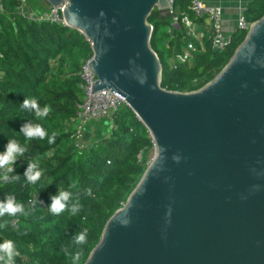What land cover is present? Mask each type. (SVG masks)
<instances>
[{"label":"water","instance_id":"obj_1","mask_svg":"<svg viewBox=\"0 0 264 264\" xmlns=\"http://www.w3.org/2000/svg\"><path fill=\"white\" fill-rule=\"evenodd\" d=\"M172 1L45 0L89 44L90 94L122 97L154 148L81 264H264V13L207 82L172 91L147 21Z\"/></svg>","mask_w":264,"mask_h":264},{"label":"trees","instance_id":"obj_2","mask_svg":"<svg viewBox=\"0 0 264 264\" xmlns=\"http://www.w3.org/2000/svg\"><path fill=\"white\" fill-rule=\"evenodd\" d=\"M188 3L172 2L185 11ZM29 5L36 11L43 9L35 2ZM0 6V152L11 139L27 147L15 164L19 181L0 184V201L11 194L28 213L0 218V222L8 221L0 229V243L15 242L20 253L15 264H72L71 255L62 249L72 255L82 250L81 264L97 242L106 219L139 179L152 142L142 124L123 106L113 111L110 119L96 120L110 121L106 134L86 148L76 146L72 123L81 99L79 67L91 55L88 42L73 29L26 21L16 10L17 0H0ZM241 13L249 22L259 18L264 13V0L246 2ZM160 15L153 9L147 21L152 27L149 45L161 65L159 84L166 90L200 87L218 72L244 35L234 30L224 51L207 49L204 54H194L187 63L170 68L169 59L180 51L183 36L181 30L171 29L169 37V16L160 20ZM26 97L35 98L41 107L49 105L52 111L46 118L37 119L34 112L21 107ZM28 122L42 125L49 136L57 133L55 142L49 144L47 138L26 140L20 128ZM33 160H38L43 172L36 184L23 176ZM73 184L76 187H70ZM87 189H91V196L86 195ZM62 190L72 192L69 206L79 198L83 207L78 215L68 210L59 215L50 212V196ZM36 198L43 204L33 208L30 201ZM13 220L16 228L11 226ZM84 228L88 229L87 243L75 245L72 237Z\"/></svg>","mask_w":264,"mask_h":264},{"label":"built area","instance_id":"obj_3","mask_svg":"<svg viewBox=\"0 0 264 264\" xmlns=\"http://www.w3.org/2000/svg\"><path fill=\"white\" fill-rule=\"evenodd\" d=\"M176 7L177 5L171 4L166 11L170 19L167 33L170 37L171 29L181 30L183 37L180 51L174 53L169 59L170 68H175L177 63H187L194 54H204L207 49L224 51L228 47L231 33H225L221 28L222 10L219 6L207 4L203 0H189L186 11L192 15L193 19H190L185 11L178 12ZM16 10L26 21L49 22L64 26L59 9L53 6L46 5L40 11H36L31 8L28 0H17ZM197 19L204 22L202 30L197 29L195 21ZM249 24L250 22L243 18L242 13H239L234 30L245 32ZM87 61L88 59L83 60L78 72L81 81V99L76 104L73 117L75 137L86 122L110 119L113 111L125 106L124 99L113 91L101 89L90 94L89 84L94 80V76L84 68ZM11 226L16 228L14 220L11 221Z\"/></svg>","mask_w":264,"mask_h":264},{"label":"clouds","instance_id":"obj_4","mask_svg":"<svg viewBox=\"0 0 264 264\" xmlns=\"http://www.w3.org/2000/svg\"><path fill=\"white\" fill-rule=\"evenodd\" d=\"M24 109L34 112L37 119L46 118L52 111L49 105L40 106L35 98H25L21 104ZM20 132L23 133L26 140L48 139V143L52 144L55 142L57 133L53 132L51 136L48 135L47 131L40 124L24 123ZM27 147L22 145L15 139L8 140L4 146V151L0 152V184H12L18 182L20 176L15 173V164L18 158L23 157ZM179 160V158H176ZM43 172L39 167L38 160H33L27 164V167L23 173V176L28 180L29 183L36 184L40 180ZM70 187H76L75 184ZM86 195L91 196V189L86 190ZM72 200V192L67 190L58 191L57 194L50 196V204L48 208L54 215L68 210L71 215H78L82 210V205L77 197L76 201L69 206V201ZM33 208L36 205L43 204V201H38L37 198L30 201ZM25 207L22 203L18 202L15 196L9 194L6 198L0 201V218L4 216L15 217L17 215H27ZM8 221L0 222V229L7 226ZM88 229L84 228L80 232L76 233L72 237V241L75 245H84L87 243ZM66 254L71 255L72 264H78L79 258L82 254V250L76 251L74 255L67 252V249H62ZM20 253L16 247V244L12 240H5L0 243V264H15V258Z\"/></svg>","mask_w":264,"mask_h":264},{"label":"rangeland","instance_id":"obj_5","mask_svg":"<svg viewBox=\"0 0 264 264\" xmlns=\"http://www.w3.org/2000/svg\"><path fill=\"white\" fill-rule=\"evenodd\" d=\"M30 4H34V2L39 5L41 8H45L47 3L45 0H28ZM161 14V13H160ZM168 13L165 12L160 15V20H167ZM74 123H72V127H74ZM110 126L109 120H101V121H92L86 123L78 133H76V137L74 138V143L78 147H88L90 143H92L98 137L107 133ZM154 154V148L151 147L146 152V163Z\"/></svg>","mask_w":264,"mask_h":264},{"label":"crops","instance_id":"obj_6","mask_svg":"<svg viewBox=\"0 0 264 264\" xmlns=\"http://www.w3.org/2000/svg\"><path fill=\"white\" fill-rule=\"evenodd\" d=\"M207 4L217 5L222 10L221 28L225 33H232L235 28V21L239 13H241L246 2L250 0H203ZM176 10L185 11L179 5ZM185 13H187L185 11ZM197 29L202 30L204 22L202 20L196 21Z\"/></svg>","mask_w":264,"mask_h":264}]
</instances>
